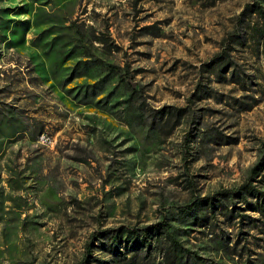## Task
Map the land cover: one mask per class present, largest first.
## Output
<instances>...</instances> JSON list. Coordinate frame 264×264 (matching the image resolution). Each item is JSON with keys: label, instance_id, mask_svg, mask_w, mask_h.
<instances>
[{"label": "rangeland", "instance_id": "obj_1", "mask_svg": "<svg viewBox=\"0 0 264 264\" xmlns=\"http://www.w3.org/2000/svg\"><path fill=\"white\" fill-rule=\"evenodd\" d=\"M263 20L264 0H0V264L88 243L85 264H173L163 240L124 251L158 223L185 264H264V212L191 216L256 164L264 192Z\"/></svg>", "mask_w": 264, "mask_h": 264}, {"label": "trees", "instance_id": "obj_2", "mask_svg": "<svg viewBox=\"0 0 264 264\" xmlns=\"http://www.w3.org/2000/svg\"><path fill=\"white\" fill-rule=\"evenodd\" d=\"M256 13L259 17L262 14L260 9L256 6H246L244 11L241 13L243 16L246 12L251 11ZM264 21V20H263ZM233 37L236 38V35H233ZM217 58H221L217 57ZM220 67H222V71L225 69V65L221 64ZM233 74V73H231ZM131 94V93H130ZM132 96V95H131ZM129 97L131 100L132 97ZM262 171V166L260 164L254 165L250 171H249V177L247 180L236 190L233 192H227V191H221L217 194L205 197L200 201H197L196 203H193L191 205V213L193 216V221L196 224H199L201 226H204V224L207 223L208 219L215 218V214L222 216L226 222L229 224L235 220L236 225L238 229L241 228L243 225L242 221L244 219V215L237 214L236 207H234L233 203L230 201L227 205V201L230 198H237L239 199L246 208L253 209L256 212H264V192L256 189L253 185H251L252 180L254 178L258 177ZM244 196V198H243ZM247 197L254 200V203H250L247 201ZM217 212V213H216ZM109 231H102L96 233L95 236H105L108 235ZM115 233V232H114ZM124 234H126V242H128L126 245L124 244V251L131 252H147V250L150 249L151 243L150 241H154L156 243H159L161 240L164 241V243L167 244V250L166 253L169 256V260L173 262V264H185L187 262H194L196 257H194V254H191L190 251L187 249H184L179 243L175 241V239L172 237L169 227L166 226L163 223H158L155 225H149L145 226L142 229H126ZM240 231L238 232V235H240ZM117 236H109L107 239L109 241L108 248L112 249L114 255L120 257L122 254H120L118 251H116L114 247V242ZM132 243V245L130 244ZM131 246H130V245ZM92 246L91 243L87 244L86 250L83 254L82 261L80 264H85L88 259L90 258L89 250ZM137 254L133 253L130 256V259L136 258ZM124 257H121L122 260Z\"/></svg>", "mask_w": 264, "mask_h": 264}]
</instances>
